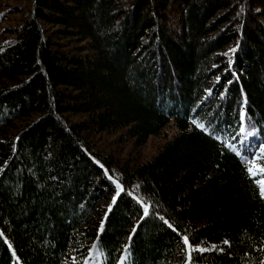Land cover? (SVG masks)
Here are the masks:
<instances>
[{
    "label": "trees",
    "instance_id": "16d2710c",
    "mask_svg": "<svg viewBox=\"0 0 264 264\" xmlns=\"http://www.w3.org/2000/svg\"><path fill=\"white\" fill-rule=\"evenodd\" d=\"M20 1L19 17L0 10V35L15 38H0V232L12 245L0 239V264H181L160 216L216 245L195 264L264 261V201L223 146L239 150L248 132L264 143V0ZM170 128L149 161L100 146L143 147ZM105 171L126 190L111 211ZM127 192L149 217L137 223Z\"/></svg>",
    "mask_w": 264,
    "mask_h": 264
},
{
    "label": "snow or ice",
    "instance_id": "6c2138e0",
    "mask_svg": "<svg viewBox=\"0 0 264 264\" xmlns=\"http://www.w3.org/2000/svg\"><path fill=\"white\" fill-rule=\"evenodd\" d=\"M230 51H234L231 49ZM231 63V62H229ZM230 83V82H229ZM239 122L238 127L240 129L241 134H245L244 123L248 121L250 118L246 115L243 109H240L238 112ZM191 123L193 126L200 130L201 132L213 137L216 140H220L219 136H214V130L210 131L209 126L202 123L201 121L193 118ZM247 136L253 135V133L248 132ZM225 148L229 149L238 159L239 162L243 165L242 173L245 174L246 179L250 181L252 185H254V198L258 197L261 201H264V143H259L257 145H253L247 139L240 144L239 150L233 143H225L223 145ZM13 150H15V146H13ZM99 164V161H96ZM103 168V165H100ZM5 170L4 166H0V174H2ZM105 175L108 176V179L115 185V195L112 197V202L107 206L108 211H111L112 206L116 203L117 197L124 193L126 190L124 186L112 176L108 175L107 171H105ZM128 196H131L136 202L140 205L143 210V214L139 216L137 223L143 221L146 217L150 216V206L145 203L139 197L133 195L132 192L126 193ZM107 217V212L105 213V218ZM159 219L163 221V224L166 225L169 229H172L173 232L177 233V236L180 237V243H178L177 247L180 250V254L183 256L181 264H195L193 253H204L207 251L206 248L201 247L200 244L190 242L189 235H182L177 231L174 227L173 223H170L169 220L165 219L163 216H160ZM104 228V219L100 221L99 224V232H103ZM133 233L136 231V228L131 230ZM131 237H129L130 239ZM0 239L2 242L8 246L9 249L12 248L11 243L5 238V234L0 232ZM223 244L229 245L230 242L228 240H224ZM98 247L97 244L92 245V249H96ZM213 248H216V245H213ZM219 251H223V249H218ZM264 251V248L261 249ZM125 251H127V245H125ZM15 256V252L12 253ZM91 256V250L89 252ZM73 264H76L75 259H73ZM84 264H89V260L85 259ZM120 264H123V258L121 259ZM260 264H264V261H261Z\"/></svg>",
    "mask_w": 264,
    "mask_h": 264
},
{
    "label": "rangeland",
    "instance_id": "374dc122",
    "mask_svg": "<svg viewBox=\"0 0 264 264\" xmlns=\"http://www.w3.org/2000/svg\"><path fill=\"white\" fill-rule=\"evenodd\" d=\"M7 1V0H6ZM0 2H3V0H0ZM26 8V5L23 4L20 0H14L13 2H10L7 7H2L0 10L3 12H7V10H11L9 14H7L6 18H10L13 16H20V13H15V10L18 9L19 11H24ZM24 13V12H23ZM4 25H1L0 28H2ZM0 38L5 41V44H11L14 42V37H10L5 33H1ZM176 133L175 129L170 128L168 129L167 133H165L164 136L151 138L149 142L143 146V147H136V145H133L132 142H128L127 144H122L120 141H115L117 138L113 136L103 137L101 141V149H104L107 153H114L118 152V154L121 156V158L124 159H137L138 162H145L149 161L152 158H154L162 149V146L166 141L170 140L174 134ZM254 135H251L247 137L246 139L250 141L253 145H256V141L253 138ZM244 139L243 141H245ZM208 250H213V248L209 247L206 248Z\"/></svg>",
    "mask_w": 264,
    "mask_h": 264
}]
</instances>
